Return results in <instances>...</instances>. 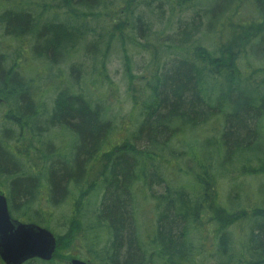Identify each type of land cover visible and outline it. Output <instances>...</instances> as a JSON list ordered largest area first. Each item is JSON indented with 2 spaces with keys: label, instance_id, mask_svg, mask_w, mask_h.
<instances>
[{
  "label": "trees",
  "instance_id": "16d2710c",
  "mask_svg": "<svg viewBox=\"0 0 264 264\" xmlns=\"http://www.w3.org/2000/svg\"><path fill=\"white\" fill-rule=\"evenodd\" d=\"M12 1L14 7L0 14V38L24 43L12 57L0 40V96L8 110L3 118L10 123L0 132V178L7 184L10 214L21 221L48 228L43 214L66 209L58 220L60 227L66 226L65 234L56 239L52 260L24 264H61L54 257L61 250L67 254L78 236L98 264H264V206L231 203V196L227 202L221 190L235 185L234 172L264 177V142L259 140L264 125V54L256 53L264 52V0H248L261 19L237 23L232 42L213 51L190 43L184 24L179 28L183 37H172L176 46L165 43L173 56L156 60L147 80L144 73L140 76V91L125 62L131 81L128 117L134 124L127 132L125 126L120 131L103 91L111 89L112 82L104 50L97 44L107 34L89 27L109 8L107 1L40 0L46 2L41 13L27 7L36 0L0 3ZM54 1L59 17L49 18L47 5ZM151 1L160 0H147V5ZM195 1L175 0V8ZM246 1L224 4L228 10ZM123 3L119 15L124 18L115 21L114 30H125L123 39L129 40L137 29L130 40L140 45L138 40H147L150 27L135 10L129 13L133 0ZM146 31L148 36L142 33ZM88 37L90 45L83 48L94 70L84 92L71 81L73 66L68 75L54 67L70 60ZM152 52L156 50L149 49ZM241 57L263 63L250 67L251 75L246 76L239 68ZM95 86L98 96L91 97L87 91ZM210 122L212 135L204 144L198 147L191 139L188 155L196 167L189 170L185 184L167 181L165 154H173V144L187 141L188 133ZM208 146L211 150L205 153ZM31 159L39 165L37 170L29 166ZM254 161L256 166H250ZM144 203L150 205L155 221L141 233L136 216ZM240 230L249 233L236 237Z\"/></svg>",
  "mask_w": 264,
  "mask_h": 264
},
{
  "label": "rangeland",
  "instance_id": "374dc122",
  "mask_svg": "<svg viewBox=\"0 0 264 264\" xmlns=\"http://www.w3.org/2000/svg\"><path fill=\"white\" fill-rule=\"evenodd\" d=\"M106 1V6H109V8L106 11L99 13L97 21H91L89 23V27L95 28L96 31L101 32V34L105 33V35L107 34L108 36L112 37L109 39L106 35V38H103L102 42L97 44H101L98 47L99 49L104 50L102 53L105 54L104 58H106V72L109 82H112V88L109 89L108 87L103 91L106 95L105 100L110 108V111L112 112V115H115L117 118L115 119V122L117 124H121L120 131L122 127L125 126L126 132L128 130H132L134 128V124L131 123L130 118L128 117L130 110V94L128 92V87L131 81L125 75V62L130 63L131 73L133 76H135L134 82L132 84L135 88H138L139 86L140 91V86L142 85L140 76H142L144 73L147 80L153 71L152 69H154L156 60L162 62L173 56V54H171L172 48L167 49L170 44L165 43L168 41L172 46H176L175 42H171L174 41L172 40V37H174L175 40L183 37V35H181L179 32V28L182 29L184 24L188 25L186 32L189 33V35L186 38L190 41V43L194 42L213 51L216 48H219L221 45L225 46L232 42V29L237 23H240L242 20L246 21V19L249 21H259L261 19V15L258 14V12L250 5L248 0L243 3L244 5L242 4V6H238V3H234L233 8H228V10H226V5L224 4L228 0H197L194 2V5H191L187 8H175V0L151 1V4L149 5H147V0H133V5L129 8V13H132L133 10H135L134 15L137 16L136 14H138L142 16L145 24L150 27L149 36L147 31L142 32L143 35L148 36L147 40H138L140 45H137L133 42V39L130 40L132 36H137L135 33L136 31L138 32L137 29L133 31L129 40L127 38L125 39L126 41L123 39V35L126 33L125 30L122 29V32L120 33L114 30L115 25L118 23L115 21H122V18H124L123 14L119 15V12L124 11L125 9L123 0ZM23 2L27 4L28 0ZM39 2L40 0H36L34 2L32 1L30 5L27 4V7L35 13H41L39 9H41V7H43L46 2ZM57 4L58 2L56 1H54L53 4L52 2L48 3L47 9L49 14L46 16H49V18L54 16L59 17V15L56 14L58 9ZM13 7L14 1L9 3H0V14L5 9H12ZM219 10H221V12ZM89 39L90 38L88 37V39L84 40L83 43L80 42L81 44L79 43L76 46V51L70 60L64 62L63 65L54 67L55 71H57L58 68L65 69V74L68 75L70 66H73L74 69L71 75L73 78L78 79L79 82L75 79H71V81L75 84L74 86L78 88V90L85 89L84 92H86V85L89 87L92 82L91 75L92 70H94L92 69L93 62H91L89 55H87L88 52L83 48L85 44L90 45ZM0 40L4 42H0L2 43V49L12 55V57H14V52H16V49L21 47V45L24 43L23 41L22 43H19L7 37L0 38ZM31 43L32 41H30V44ZM190 47L191 45L188 44L187 49ZM149 49H155L156 52L149 53ZM184 51H186V49H184ZM166 53H168L167 55L170 56L166 57ZM256 53L259 55L264 54V52ZM30 57L33 58L32 55ZM241 58L238 62L240 66L239 68L242 71H246V76L251 75L250 72H252V69L250 70V67L260 66V64L263 63L261 60H255L254 57L250 60L246 59V57ZM255 58L258 59V57ZM157 65L158 64L156 63L155 66ZM145 70L146 72H144ZM100 71H102V69ZM259 75L261 77H256L258 82H260L263 78L261 74ZM253 77L255 79V75ZM84 79H88V84L84 83ZM97 87L98 86H95L94 91L90 88V90L87 91L88 95L91 97H97ZM7 112L8 110L6 109V104L2 102V98L0 96V132L3 130V125L6 127L10 126V123L4 120ZM211 124L212 123L210 122L208 125H204L199 127L197 130H193V133H188L187 141H182L178 145L173 144V154H165V159L167 162L164 167V177L167 181L176 185L185 184L186 178H188L186 175L188 174L189 170L191 168L195 169L196 167V163L190 159L188 155L190 152L189 145L192 143L191 139L198 142V147L200 143L204 144V141H206L207 138H210L212 135V133L209 131L212 127ZM259 140L264 142V125L262 127V131L260 132ZM210 150L211 149L208 146L205 153L208 151L210 152ZM250 164V166H256V161L251 162ZM29 166L37 170L39 165H37L35 161H30ZM177 166L180 167V171L176 170ZM232 177L234 178L233 180L235 185L232 188L229 187L230 185H224L221 188L223 199H226L225 201L228 202L227 198L231 196V203L233 202L236 204L238 201H240V203L245 204L251 201L255 204H261L264 206V177H240L238 176L237 172H234ZM6 185H3V179L0 178V192L4 193L5 195H7L5 190ZM156 190L160 191L161 188L158 187ZM145 195L147 196V193ZM39 201L43 203V206H45L46 201H42V199ZM142 205V210L138 212L136 216L139 221L138 225L141 227V229H139V232L141 233H143L144 230L147 231L146 227H151L150 225H152L155 221V216L151 211L150 205L147 203ZM64 210L66 209H60V207H58L56 209L50 210V212H54L53 215H48V213L43 214L44 217L49 220V227L47 229H49V231L54 234L56 239L63 237L65 234L64 231L66 230V226L63 225L60 227L61 222L58 221L62 220L63 216H61L60 213ZM19 221L21 223L26 222L21 220ZM141 221L143 223H141ZM143 226L146 227L143 228ZM57 232H59L58 234H60V236H58ZM78 232L79 230H76V236L78 235ZM248 233L249 232L246 230H240L239 232H235L234 235L238 237L239 234L247 235ZM78 239L79 236L67 254L65 250H61V254L57 253V255L54 257V260L61 262V264H70L72 259H80L88 262L89 264H98V260L95 255L92 252H89L87 245L83 244L82 241H78ZM105 244L107 243H104V245ZM207 260L209 263H214L211 258H208ZM0 264H3V262L0 261Z\"/></svg>",
  "mask_w": 264,
  "mask_h": 264
},
{
  "label": "water",
  "instance_id": "95a60500",
  "mask_svg": "<svg viewBox=\"0 0 264 264\" xmlns=\"http://www.w3.org/2000/svg\"><path fill=\"white\" fill-rule=\"evenodd\" d=\"M56 245V238L49 230L12 218L7 199L0 193V260L4 264H23L31 259L50 261ZM70 264L88 262L72 259Z\"/></svg>",
  "mask_w": 264,
  "mask_h": 264
}]
</instances>
